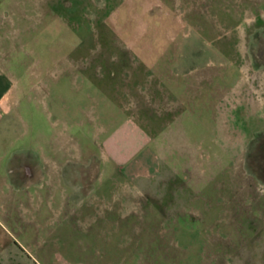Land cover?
Segmentation results:
<instances>
[{
    "label": "rangeland",
    "instance_id": "rangeland-1",
    "mask_svg": "<svg viewBox=\"0 0 264 264\" xmlns=\"http://www.w3.org/2000/svg\"><path fill=\"white\" fill-rule=\"evenodd\" d=\"M163 1L51 0L57 12L19 20L17 100L9 95L0 136V247H33L38 229L66 227L80 252L71 262L264 264V112L252 92L264 34L235 28L237 0ZM178 68L192 73L188 84ZM128 117H141L162 164L137 192L103 161L141 146ZM46 159L77 182L57 191L65 201L49 199L43 177L12 181L17 162ZM90 159L104 165L96 180Z\"/></svg>",
    "mask_w": 264,
    "mask_h": 264
},
{
    "label": "crops",
    "instance_id": "crops-1",
    "mask_svg": "<svg viewBox=\"0 0 264 264\" xmlns=\"http://www.w3.org/2000/svg\"><path fill=\"white\" fill-rule=\"evenodd\" d=\"M55 1V0H54ZM61 3V0H58ZM165 3H179L178 0H164ZM163 1V2H164ZM176 1V2H175ZM204 2L201 0L200 4ZM164 4V3H162ZM51 0H0V136L2 137V127L5 120L9 116H12L13 106H8L9 95L11 98L14 97L17 100V74L14 72L13 62L15 57V43L14 35L15 31L18 29L19 20L21 17L28 18L29 13H37L40 15L50 14L52 11L57 12V10H52ZM196 6V5H195ZM162 7H164L162 5ZM195 8V7H194ZM239 22L235 28L240 27V29L251 30L254 34H264V0H237L236 10H234ZM41 19V17H40ZM252 35V36H253ZM254 38V37H253ZM256 44H260L256 42ZM248 45V44H247ZM260 56V55H258ZM262 58H259L260 64L252 71L253 78L257 79L256 90L252 92L258 95V101L260 102L256 110L264 112V54L261 53ZM16 65V64H15ZM189 68V64L182 66ZM192 74L186 69H179L176 72V76H182L186 78L188 84V77ZM186 84V95L189 93V86ZM14 95V96H13ZM176 95V94H175ZM187 97V96H186ZM188 101V97H187ZM17 102V101H16ZM188 103V102H187ZM17 104V103H16ZM260 112V113H261ZM259 113V114H260ZM141 118V117H140ZM139 120H134L135 118L128 117L127 122L133 128V131L139 126L140 134L138 138L141 140V146L130 154L125 162H118L109 154L103 155V161L105 164L110 165L115 171H119L124 178V185L122 188L126 187L131 190L135 188L138 189V183L150 181L153 177H157L160 173L162 164L160 162V154L156 146H152V140L146 134L144 130L140 128L142 123ZM12 120V117H11ZM121 154V152H119ZM11 155V154H10ZM7 157V156H6ZM4 155H0V162ZM9 158V157H8ZM91 160V161H90ZM84 164L88 167L94 159H90ZM97 162L98 172L94 180H96L101 174V166L103 163ZM46 165L42 166V177L45 186L50 192L49 199L51 201L55 200L56 194L59 198L65 201V196L57 193L58 190L63 189L66 184L73 185L72 177L67 176V171L64 168L65 165L56 163L51 160L46 159ZM52 163V165H50ZM81 164V166H84ZM1 166V165H0ZM107 166V165H106ZM77 186V185H76ZM126 188V189H127ZM137 192V191H136ZM49 194V192H48ZM58 198V199H59ZM114 192H112V201L109 204L115 203ZM118 204H122L117 201ZM108 204V206H109ZM41 217H32L31 222L39 221ZM56 219L66 220L68 217H54ZM48 228L44 231L37 230V238L39 243L33 247H26L18 244H12L0 247V264H98L97 262L81 261V262H71L70 255L77 254L79 251L76 247L68 244L67 233L64 227L62 231H48ZM104 238L105 235L102 234ZM99 238V237H98ZM13 241H18L16 237ZM89 252V251H85ZM91 252H93L91 250ZM90 252V253H91ZM80 253V252H79ZM98 253V249L96 251ZM69 255V256H66ZM68 258V259H67ZM109 264V263H107Z\"/></svg>",
    "mask_w": 264,
    "mask_h": 264
},
{
    "label": "flooded vegetation",
    "instance_id": "flooded-vegetation-1",
    "mask_svg": "<svg viewBox=\"0 0 264 264\" xmlns=\"http://www.w3.org/2000/svg\"><path fill=\"white\" fill-rule=\"evenodd\" d=\"M13 162L16 163V158L13 160ZM16 165L17 166H13V168H11L12 177L14 174L17 176H15L16 178H12L13 182L20 180L21 184L29 185L32 182L42 179V168L33 161L23 160L17 162Z\"/></svg>",
    "mask_w": 264,
    "mask_h": 264
},
{
    "label": "trees",
    "instance_id": "trees-1",
    "mask_svg": "<svg viewBox=\"0 0 264 264\" xmlns=\"http://www.w3.org/2000/svg\"><path fill=\"white\" fill-rule=\"evenodd\" d=\"M262 174H264L263 172H261ZM264 176V175H263Z\"/></svg>",
    "mask_w": 264,
    "mask_h": 264
}]
</instances>
